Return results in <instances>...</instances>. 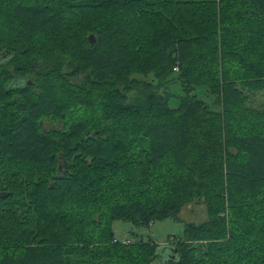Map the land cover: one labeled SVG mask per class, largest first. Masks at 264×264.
I'll use <instances>...</instances> for the list:
<instances>
[{
	"label": "trees",
	"instance_id": "16d2710c",
	"mask_svg": "<svg viewBox=\"0 0 264 264\" xmlns=\"http://www.w3.org/2000/svg\"><path fill=\"white\" fill-rule=\"evenodd\" d=\"M263 92L264 0H0V264H264Z\"/></svg>",
	"mask_w": 264,
	"mask_h": 264
},
{
	"label": "rangeland",
	"instance_id": "374dc122",
	"mask_svg": "<svg viewBox=\"0 0 264 264\" xmlns=\"http://www.w3.org/2000/svg\"><path fill=\"white\" fill-rule=\"evenodd\" d=\"M170 90L175 95H180L181 88L179 82L172 81ZM205 87H199L197 93L204 96ZM178 99L171 100L172 106H177ZM251 104L258 107H264V92L263 94L252 95ZM207 207L205 202H192L185 205L179 213V218L174 220L172 218L159 219L152 222L149 226H138L134 223L126 220H116L113 223V229L115 237L119 240L125 239H138L153 240L158 244V256L152 262V264H166L167 252L164 246L172 242L173 239H177L183 236L185 224L187 222L200 223L205 221L207 217Z\"/></svg>",
	"mask_w": 264,
	"mask_h": 264
},
{
	"label": "water",
	"instance_id": "95a60500",
	"mask_svg": "<svg viewBox=\"0 0 264 264\" xmlns=\"http://www.w3.org/2000/svg\"><path fill=\"white\" fill-rule=\"evenodd\" d=\"M90 40H91L93 43L96 42V39H95V37H94L93 35L90 36ZM29 83H31V82H29Z\"/></svg>",
	"mask_w": 264,
	"mask_h": 264
},
{
	"label": "built area",
	"instance_id": "2783aa9c",
	"mask_svg": "<svg viewBox=\"0 0 264 264\" xmlns=\"http://www.w3.org/2000/svg\"><path fill=\"white\" fill-rule=\"evenodd\" d=\"M116 240V239H115ZM124 241H129V239L127 238V239H125Z\"/></svg>",
	"mask_w": 264,
	"mask_h": 264
}]
</instances>
